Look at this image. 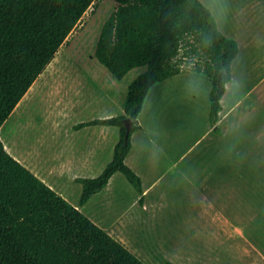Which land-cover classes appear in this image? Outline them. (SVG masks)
I'll return each mask as SVG.
<instances>
[{"label":"crops","instance_id":"1","mask_svg":"<svg viewBox=\"0 0 264 264\" xmlns=\"http://www.w3.org/2000/svg\"><path fill=\"white\" fill-rule=\"evenodd\" d=\"M229 2V22L219 29L236 39L239 51L221 97L219 129L210 121V87L208 108L201 110L207 124L185 146L191 116L198 114L190 112L199 94L193 82L204 73L188 70L154 83L125 158L142 193L116 171L103 189L79 201L76 178L103 170L119 129L75 125L122 112L126 95L97 117L59 113L53 132H32V108L45 92L44 81L62 85L61 76L71 70L62 73L63 60L54 72L39 74L12 111L6 141L0 136L11 155L147 264H264V0ZM140 67L129 80L146 68Z\"/></svg>","mask_w":264,"mask_h":264},{"label":"trees","instance_id":"2","mask_svg":"<svg viewBox=\"0 0 264 264\" xmlns=\"http://www.w3.org/2000/svg\"><path fill=\"white\" fill-rule=\"evenodd\" d=\"M115 1L116 8L102 24L95 57L118 79L134 67L146 68L129 83L122 112L75 125L119 129L103 170L94 177L76 178L82 185L80 203L103 189L116 171L143 192L139 175L125 158L154 83L188 70L207 75L210 121L218 131L221 97L239 51L236 39L219 29L201 0ZM94 3L0 0V126ZM188 59L190 69H185ZM126 118L131 122L128 133ZM0 264L147 263L11 155L0 138ZM165 264L176 263L166 259Z\"/></svg>","mask_w":264,"mask_h":264},{"label":"rangeland","instance_id":"3","mask_svg":"<svg viewBox=\"0 0 264 264\" xmlns=\"http://www.w3.org/2000/svg\"><path fill=\"white\" fill-rule=\"evenodd\" d=\"M201 1L211 9L219 28L224 30L223 27L227 26L232 13L229 0ZM116 6L115 0H95V3L88 7L68 35L67 42L60 47L56 60L45 67V72H54L63 60L61 66L65 70L62 73L71 70L67 74L60 75L65 80L62 85L60 81L50 82L49 79L44 81L45 92L48 91L35 100L32 108V116L34 117V130L32 132L34 134L53 132L55 120L59 113L78 116L83 119L97 117L111 109L114 102H121L125 97L126 83L131 81L129 79L139 69L134 68L122 79H118L97 60L94 53L102 24ZM191 61L188 59L184 62L185 69H190ZM140 68H145V66ZM200 76L193 82L194 89L199 91L198 96L195 93L198 102L194 105L191 100L190 107L191 113L197 111L198 114L191 116L189 122L191 127L188 138H185V146L186 140L188 139V145L189 143L192 144L207 124V116L201 110L206 111L208 108L211 82L207 75L201 74ZM60 90L61 93L58 92ZM106 92L111 94L109 98L106 97ZM13 116L14 113L11 112L2 123V128L11 121ZM193 125L194 127H192Z\"/></svg>","mask_w":264,"mask_h":264},{"label":"bare ground","instance_id":"4","mask_svg":"<svg viewBox=\"0 0 264 264\" xmlns=\"http://www.w3.org/2000/svg\"><path fill=\"white\" fill-rule=\"evenodd\" d=\"M228 89H229V85H228ZM0 136L3 139V141H6V136H5V127L0 128Z\"/></svg>","mask_w":264,"mask_h":264},{"label":"water","instance_id":"5","mask_svg":"<svg viewBox=\"0 0 264 264\" xmlns=\"http://www.w3.org/2000/svg\"><path fill=\"white\" fill-rule=\"evenodd\" d=\"M125 123H126V128H127V133H128V131L130 129V125H131L130 118H126Z\"/></svg>","mask_w":264,"mask_h":264}]
</instances>
